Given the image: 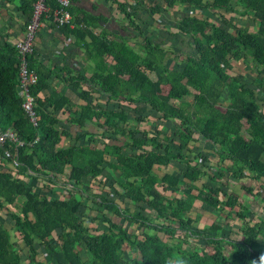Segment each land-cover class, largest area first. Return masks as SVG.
<instances>
[{"label": "trees", "instance_id": "1", "mask_svg": "<svg viewBox=\"0 0 264 264\" xmlns=\"http://www.w3.org/2000/svg\"><path fill=\"white\" fill-rule=\"evenodd\" d=\"M34 1L18 5L28 19ZM127 1L112 0L140 37L139 49L124 35L104 28L95 33L107 19L78 14L71 5L70 20L57 24L52 13L57 3L49 1L52 10L43 20L74 37L90 69L89 76L61 78L81 99L66 122L58 113L67 111L70 99L49 82L63 69L44 66L34 49L27 55L37 74L30 86L38 116L34 126L18 91L20 56L13 44L0 40V134L11 130L16 137L0 147V154L10 153L0 161V211L7 217L0 220V264H260L264 217L248 216L247 195L264 206V96L257 92L264 89V0H164L165 8L180 3L217 18L214 23L184 14L176 20L177 31L190 34L195 48L179 67L165 62L172 54L139 27ZM150 7L153 13L161 9L157 3ZM235 11L250 13L255 27L225 15ZM236 64L263 76V82L244 80ZM46 89L49 94L41 97ZM149 117L174 124L175 138L158 123L155 133L141 128ZM62 136L67 145H59ZM199 141L208 143L207 151H194ZM108 174L123 188L111 186L113 197L104 190ZM245 178L257 183L256 191L246 184L240 187L245 193L234 189ZM58 186L63 192L56 196ZM88 200L92 213L82 211ZM195 201L226 220L199 229L202 212L193 210ZM234 219L240 221L237 238L227 222Z\"/></svg>", "mask_w": 264, "mask_h": 264}, {"label": "crops", "instance_id": "2", "mask_svg": "<svg viewBox=\"0 0 264 264\" xmlns=\"http://www.w3.org/2000/svg\"><path fill=\"white\" fill-rule=\"evenodd\" d=\"M70 2L71 9L78 14L84 11L90 15L107 19L105 22L102 21L100 23V26L94 30L95 33H99L104 28L112 35H124L129 45L135 44L137 48L134 49H139L138 43L141 40L140 37L137 36L136 31L127 26L128 20L123 17V14L117 9L116 4L112 0H70ZM127 2L129 4V10L136 12V23L139 24V27L150 37L153 43L159 44L164 50L172 54L165 60L170 67L180 64V61H183V58L188 53H193L191 49L195 51L193 37L190 34L178 32L174 25L179 17L184 14H194L202 18L207 16L214 23L217 21L216 15L212 14L210 10L202 11L194 7L189 8V6L180 3H176L173 8H165L164 0H137V2L136 0H128ZM155 3L161 6L160 11L157 13H153L150 10V5L154 6ZM19 4L20 0H0L1 41H8L14 44L24 34L28 16L18 8ZM237 8L241 10V8ZM185 11L188 12L184 13ZM249 14L241 15L236 11L225 13L227 18H231L232 21L234 19V23L243 24L252 30L256 23ZM58 27L50 26L47 22L42 24L36 34L33 49L35 51V57L44 66L53 70L63 69L58 70L57 74L55 73L56 75H52L49 82L51 88L60 91L70 99V105L65 107L67 111L58 113L59 118L66 122L70 119V116H73V110L79 107L81 99L79 98V91L68 85L61 78L77 76L80 73L89 76L90 69H86L87 63L84 60L83 49L80 45L76 44L74 37L63 35ZM84 69H86V72H84ZM234 71L241 72L245 76L248 72L244 66L238 64H236ZM153 75V73L150 74V76ZM83 88H87L86 84L83 85ZM49 92V89L43 90L40 92V96H46ZM95 95L97 94L95 93ZM105 101V96H101L98 103L103 105L106 103ZM88 125L90 130H95L91 123H88ZM71 129L74 132L77 131V128L74 126ZM65 142H69V139L62 136L59 145H64ZM171 166L173 167V165ZM253 183L250 179L245 178L243 181L235 183L234 185L241 187L242 184L252 185ZM180 194L177 193V196H180ZM193 206V210L198 211L195 209L196 206L194 204Z\"/></svg>", "mask_w": 264, "mask_h": 264}, {"label": "built area", "instance_id": "3", "mask_svg": "<svg viewBox=\"0 0 264 264\" xmlns=\"http://www.w3.org/2000/svg\"><path fill=\"white\" fill-rule=\"evenodd\" d=\"M49 1L50 0L34 1L32 14L26 22L24 34L22 38H20L13 44L20 56L18 91L20 96L22 97V107L34 126L37 125L38 116L35 110V97L31 93L30 86L36 82L37 74L34 70L28 67L26 57L33 51L36 34L42 24L46 22L43 20V17H46V13L52 10L50 8L51 3ZM51 1H53V3L55 4L57 3V7L52 10L54 20L57 22V24H63L64 22L70 20L71 16L67 9L71 4L70 0ZM6 138L16 140L14 133H12L11 130H6L5 132L0 134V147L3 145ZM19 144H22V142H19ZM2 156H10L9 151L7 149L3 150V153L0 154V161L2 159ZM16 165L17 161L16 157L14 156L12 160H10V166L14 168Z\"/></svg>", "mask_w": 264, "mask_h": 264}, {"label": "rangeland", "instance_id": "4", "mask_svg": "<svg viewBox=\"0 0 264 264\" xmlns=\"http://www.w3.org/2000/svg\"><path fill=\"white\" fill-rule=\"evenodd\" d=\"M169 20H171L170 18H169ZM233 21H234V19H233ZM130 46H132L133 48H137L136 46H135V44L134 45H130ZM194 52V50H192L191 49V52ZM246 61L247 62H249L248 61V58H246ZM182 65V63H180V64H176V66L177 67H179V66H181ZM249 66H251V64H249ZM251 68V67H250ZM248 71H249V68H248ZM263 76H264V74H263ZM263 76L262 77H260V75L259 76H255L253 73L252 74H250V72L249 73H247L246 74V76L244 77V80H246V81H251V80H254L255 82H257V83H260V82H263ZM263 78V79H262ZM261 79V80H260ZM264 83V82H263ZM165 89V88H164ZM165 91H166V89H165ZM257 92L258 93H260V94H262L263 96H264V89L263 88H258L257 89ZM225 102V101H224ZM264 103V102H263ZM114 103H109L108 104V107L109 108H111V107H114V105H113ZM264 105V104H263ZM140 108L142 109L143 108V106H140ZM140 108H138L139 110V112L141 111V109ZM221 108H223V107H221ZM263 111H264V109H263ZM155 120V121H154ZM154 121V122H153ZM153 122V123H152ZM137 123V121L134 119V118H132V116H131V118H130V124L131 125H135ZM155 123H158L159 125H157V127L162 131L163 130V133H166V134H168L169 136H170V138L173 136L174 138H175V131H176V126L174 125V124H172L170 121H165V122H162V121H159V120H156V119H154L153 117L152 118H150L149 117V120L147 121V122H145V123H142V124H140V126H141V128L143 127V128H145L146 130H148L149 132H151V133H155ZM69 142H65V144L64 145H67ZM121 143V142H120ZM207 146H209L208 145V143L207 142H203V141H199L197 144H195V149H194V151L195 152H198L200 149H203L204 151L206 150L207 151ZM200 147V148H199ZM207 147V148H206ZM201 151V150H200ZM172 165H174L173 166V170H177L178 169V167H180L179 166V163H176V162H173L172 163ZM108 180H106V183H108L107 185H106V187H105V190H106V192H109V190L112 192L111 194V196L113 197L114 195H115V190H114V188L113 189H111V186H116V188L121 192L122 190H123V188L120 186V185H118V184H116L114 181H113V178H111V176L108 174ZM122 180H123V178H121ZM232 180V179H231ZM114 182V183H113ZM110 183V184H109ZM113 183V184H112ZM98 184V183H97ZM252 186L255 188V190L254 191H256L257 190V188H258V185H257V183H253L252 184ZM158 189L159 190H162L161 189V186L159 185L158 186ZM234 189L237 191V192H243V193H245V191L244 190H242L241 188H240V186H238V185H235L234 186ZM57 193H54L56 196H58V195H60V193H62L63 192V189L60 187V186H58L57 187ZM79 197V196H78ZM247 198L249 199V207H248V211H247V214H248V216H250V218L251 217H253V213H255V215L256 216H258V217H264V206L262 207L261 206V204H260V201H259V198L258 197H256L255 199H253L250 195H247ZM90 202H89V200L87 201V203H86V206L85 207H83V209H82V211H84V212H89V213H92L93 211H90V210H87L88 209V207H87V205L89 204ZM194 205L196 206V210H198V211H200V212H202V217H201V220L199 221V223H198V228L199 229H201V228H203V227H207V226H209L210 224H211V222L212 221H217V222H221L222 220H226L225 218H224V216L223 215H219L218 214V212L216 211V209H211V208H209V207H207V206H205L204 204H202L201 205V203L200 202H198V201H195L194 202ZM92 206V205H91ZM7 208H9L10 210H12V211H17L16 210V208H14L13 206H11V205H8L7 206ZM6 212H5V210H1L0 211V220H4V218H7L6 217ZM191 215L192 216H194V212H191ZM239 220V219H238ZM237 219H234V220H227V222H229L230 223V225H229V227L231 228V233H230V235H231V237H233V238H237L238 236H240L239 234V232H237L236 230V228H237V226H239V224H240V221H238ZM91 226H94V223H91ZM159 235L161 236V237H163V238H165L164 237V234L163 233H159ZM19 235L15 232V233H13V238L16 240V243L19 245H21L22 243H20V240H19ZM198 242H203L201 239L200 240H196V241H194V240H192L191 241V243L192 244H198ZM19 245V246H20ZM190 246H192V245H190ZM38 250H39V255H38V258H43V255H45V252L42 250V248L41 247H39L38 248ZM209 250L210 251H212V248H210L209 247ZM125 256H130L131 254H130V252H129V250H126L125 252ZM131 257V256H130Z\"/></svg>", "mask_w": 264, "mask_h": 264}, {"label": "clouds", "instance_id": "5", "mask_svg": "<svg viewBox=\"0 0 264 264\" xmlns=\"http://www.w3.org/2000/svg\"><path fill=\"white\" fill-rule=\"evenodd\" d=\"M181 264H183V261H181ZM260 264H264V256L260 258Z\"/></svg>", "mask_w": 264, "mask_h": 264}]
</instances>
